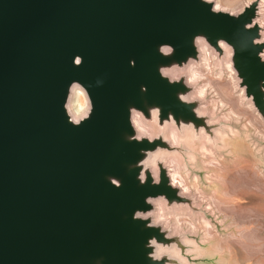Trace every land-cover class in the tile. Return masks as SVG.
<instances>
[{
    "label": "water",
    "instance_id": "water-1",
    "mask_svg": "<svg viewBox=\"0 0 264 264\" xmlns=\"http://www.w3.org/2000/svg\"><path fill=\"white\" fill-rule=\"evenodd\" d=\"M217 3L0 0V264H189L198 254L186 242H197L189 231L160 220L168 209L208 220L171 173L176 163H197L201 144L217 153L226 135L197 89L200 80L191 81L193 66L206 68L195 36L206 37L222 75L230 66L242 101L264 122V0L238 12ZM162 44L175 54L163 57ZM151 107L161 111L153 115ZM85 113L90 119L80 126L70 123ZM184 128L194 131L191 144ZM134 134L141 139L129 142ZM137 211L151 215L138 219ZM158 244L169 252L158 257Z\"/></svg>",
    "mask_w": 264,
    "mask_h": 264
},
{
    "label": "rangeland",
    "instance_id": "rangeland-1",
    "mask_svg": "<svg viewBox=\"0 0 264 264\" xmlns=\"http://www.w3.org/2000/svg\"><path fill=\"white\" fill-rule=\"evenodd\" d=\"M217 1L220 8L238 12L253 0ZM199 80L197 89L205 91L202 99L213 113L212 120L220 122L225 140L216 149V164L212 167H208L201 153L197 163H176L177 180L202 205L207 219L216 227L217 240L205 242L203 219L199 214L193 218L183 210L168 209L164 216L171 225L178 224L189 231L200 244L203 256L202 253L189 255V264H264V122L241 100V92L226 71L222 75L215 66L210 70L205 68ZM226 126L231 127L232 132L226 131ZM214 174L216 183L212 185L217 195L209 186ZM201 191L205 196L200 195ZM211 197L217 201H212ZM210 203L217 209L214 213L209 209ZM177 214H180L178 218L184 216L181 221L173 218ZM160 220L167 221L161 217ZM191 223L197 225V229L194 230ZM215 243L218 251L213 254ZM186 250L183 249L184 254Z\"/></svg>",
    "mask_w": 264,
    "mask_h": 264
},
{
    "label": "bare ground",
    "instance_id": "bare-ground-1",
    "mask_svg": "<svg viewBox=\"0 0 264 264\" xmlns=\"http://www.w3.org/2000/svg\"><path fill=\"white\" fill-rule=\"evenodd\" d=\"M208 1H212V0H208ZM226 7V6H225ZM229 8V7H228ZM201 48L205 51V66H206V68H207V70H210L211 68H212V66L214 67L215 66V61H214V57H213V55L211 54V52L207 49V46L204 44V43H202L201 44ZM227 66H229V65H227ZM228 70H229V76H230V78L233 80V82L235 83V80H234V77L232 76V72H231V70H230V66L228 67ZM176 74H179V72H175ZM200 74H201V72L199 71V70H197V68H195L194 66L190 69V77H191V81H192V83L193 82H196V81H198L199 80V78H200ZM204 90H202L201 92H200V94H204ZM81 95H82V92L80 91V90H76V97H75V102H74V109H75V111H76V113L78 114V115H81L83 112V110L82 109H84V107H85V102H84V99L81 97ZM241 96V100L243 99V96L242 95H240ZM256 121V120H255ZM137 123H138V126H139V128L142 130V131H146V128H145V126L140 122V121H138V119H137ZM256 124V123H255ZM257 128H259V126H257ZM260 129V128H259ZM184 131L185 132H187V134H186V137H187V139H189L190 140V144H191V142H192V138H193V136H194V131H193V129L192 128H184ZM262 133V132H261ZM172 134H173V141L176 143V144H178L179 143V133H178V129L175 127V126H172ZM186 139V138H185ZM184 139V140H185ZM200 151H201V154H202V156H205V158H206V160H207V162H208V167H212V165H215L216 163L214 162L215 161V158H214V152L212 151H210L209 149H207L206 148V146L204 145V144H201V148H200ZM160 155V152H157V153H155V154H153L146 162H145V164H146V166L148 165H150V164H152V165H154V162H155V159L158 157ZM193 157V156H192ZM193 158H195V157H193ZM176 166H175V170L173 171V173H171L172 174V181H173V184H180L182 187H183V189L186 191V189H185V187H184V185H182V182H179L177 179H178V176H179V171H178V165L177 164H175ZM177 167V168H176ZM156 172V171H155ZM158 172V171H157ZM156 172V173H157ZM215 177H216V174H214L213 176H212V182H210V184H209V186H211V188H212V190H213V193H214V195H217V193H218V191H217V189H214L213 188V185L212 184H214V182L216 183V180H215ZM186 192H188V191H186ZM200 195L201 196H205V192H203V191H201L200 192ZM214 195H213V197H214ZM213 197H211V199H212V201H217L216 199H214ZM162 204H163V202L162 201H159L158 202V205H160L161 207H162ZM213 205H212V203H210L209 204V209H211V212H215V211H217V209H215V207H212ZM218 208V207H217ZM162 209V208H161ZM219 212H221V210L219 211ZM225 213V212H224ZM180 214H177V215H175L173 218L175 219V220H177V219H179V221H181V219L184 217H182V218H178V216H179ZM161 218L162 219H166L167 221V223H169V219L168 218H166L163 214L161 215ZM188 219V218H187ZM227 218H225L224 219V221H227L226 220ZM223 221V220H222ZM223 221V222H224ZM183 223V222H182ZM190 226L195 230V229H197V225H195V224H193V223H191L190 224ZM182 226H179L178 224L177 225H175L174 226V229H175V231H180V230H182ZM203 228H204V230H205V236H206V238H205V242L206 243H208V242H212L213 240H217V232H216V229H215V227H213L212 226V224L210 223V221H208V220H206V218H203ZM216 234H215V233ZM232 237V236H231ZM186 242L189 244V245H191L193 248H194V252H198V254L199 255H201V253H202V249L200 248V246L198 245V243L197 242H195V241H190V240H186ZM156 248H157V250H156V255L158 256V257H161L164 253H168L169 252V250L168 251H166L161 245H157L156 246ZM173 252V254L175 255V256H177V257H180L179 256V253H178V250L176 249V247H174L173 249H171L170 250V252ZM218 251L217 250V246H216V243L212 246V253L213 254H215L216 252ZM202 256H203V253H202ZM182 259V258H181Z\"/></svg>",
    "mask_w": 264,
    "mask_h": 264
},
{
    "label": "clouds",
    "instance_id": "clouds-1",
    "mask_svg": "<svg viewBox=\"0 0 264 264\" xmlns=\"http://www.w3.org/2000/svg\"><path fill=\"white\" fill-rule=\"evenodd\" d=\"M194 39H195V41L197 43H203V42L206 41V37L202 36V35H197V36L194 37ZM258 42H262V41H254V43H258ZM217 43L220 44L221 47H223L226 42L223 41V40H219ZM158 52L160 54H163V57H168V56L171 57V56H173L175 54V48L173 46L169 45V44H162V45L159 46ZM258 57L262 61H264V49H262L261 51L258 52ZM182 63H184V62H182ZM82 64H83V57L76 56L74 58V60H73V65L75 67H80V66H82ZM130 66L135 67V62L134 61L130 62ZM158 72H159L160 77H168V75H169L168 70H167V66H160L159 69H158ZM165 80H167L168 83L172 82L170 79H165ZM72 87L75 89V88L79 87V85L76 82H73ZM141 90L144 91V92L147 91L146 88H142ZM178 97H179L180 100H184L185 99V95L183 93L178 94ZM149 110L153 113V115H156V114H158L161 111V109L159 107H151ZM135 111H137L136 108H130L129 109V112H135ZM170 115L171 114H169V116ZM85 119H87V120L90 119L88 117L87 113H85V115H83V116H80L79 119H77L76 117H73L72 121L71 122L69 121V122L72 125L75 124L77 126H80L81 125L80 121L81 120H85ZM131 128H132V126H131ZM139 139H141V137L139 135H135V134L128 137L129 142H133L134 140H139ZM149 153H150V150H144V149L141 150V155H147ZM134 167H137V165H135ZM138 179L141 182L144 181V175H143L142 172L139 174ZM109 180H110V183L112 185H116L117 188L120 186V182L117 179L110 177ZM156 182L158 183L159 181H156ZM149 202H151V198H149ZM148 215H151V213H148L147 215H145V214L141 213L140 211H137L135 213V218L147 219ZM151 226L152 225H149V227H151ZM155 244H156V239H155V237H153L152 239H150L148 241L147 248L151 247V246H153Z\"/></svg>",
    "mask_w": 264,
    "mask_h": 264
}]
</instances>
